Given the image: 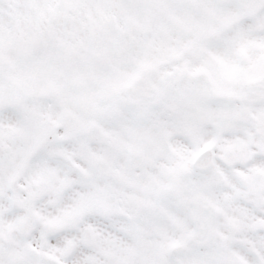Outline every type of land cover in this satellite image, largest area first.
I'll list each match as a JSON object with an SVG mask.
<instances>
[{"label": "snow or ice", "instance_id": "1", "mask_svg": "<svg viewBox=\"0 0 264 264\" xmlns=\"http://www.w3.org/2000/svg\"><path fill=\"white\" fill-rule=\"evenodd\" d=\"M0 264H264V0H0Z\"/></svg>", "mask_w": 264, "mask_h": 264}]
</instances>
